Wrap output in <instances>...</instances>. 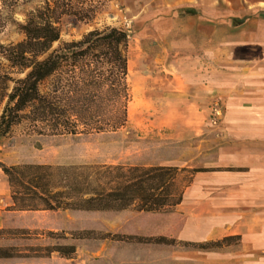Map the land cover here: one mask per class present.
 I'll use <instances>...</instances> for the list:
<instances>
[{"label": "rangeland", "instance_id": "obj_1", "mask_svg": "<svg viewBox=\"0 0 264 264\" xmlns=\"http://www.w3.org/2000/svg\"><path fill=\"white\" fill-rule=\"evenodd\" d=\"M44 2L0 0V44L21 41L19 24ZM229 17L221 8L217 18L211 6L195 0H95L89 17L64 16L62 41L110 26L129 33L127 124L112 132L52 135L25 121L0 137V163L228 168L212 162L219 148L243 141L244 134L230 131L262 121L237 109L243 103L230 100L226 87H219L214 100L207 99L203 88L212 50L221 63L227 57L222 49L227 33L224 20ZM227 73L221 65L220 85L233 79L234 72ZM2 171L0 196L4 197L3 183L8 179ZM11 194L7 201L0 199V247H14L29 256L0 258V264H180L181 252L196 251L180 242L185 217L176 207L147 211L138 204H15ZM79 231L89 233L78 238ZM113 234L144 239L164 235L175 240H115ZM56 245H74L75 254L67 258L46 249Z\"/></svg>", "mask_w": 264, "mask_h": 264}, {"label": "trees", "instance_id": "obj_2", "mask_svg": "<svg viewBox=\"0 0 264 264\" xmlns=\"http://www.w3.org/2000/svg\"><path fill=\"white\" fill-rule=\"evenodd\" d=\"M94 8L95 0H45L19 24L24 34L21 41L0 44V137L8 136L25 121H31L40 133L52 135L112 132L126 126L131 99L129 33L110 26L88 31L77 40H61L64 16L85 19ZM0 168L7 176L15 204H138L147 211L178 206L195 174L212 170L173 164L95 166L30 162L13 166L0 163ZM88 233L76 234L84 238ZM111 238L157 243L175 240L164 235L144 239L113 234ZM240 239L236 235L180 242L196 250H217L237 245ZM46 249L67 258H72L76 251L74 245ZM23 256L29 255H21L14 247H0V258Z\"/></svg>", "mask_w": 264, "mask_h": 264}, {"label": "crops", "instance_id": "obj_3", "mask_svg": "<svg viewBox=\"0 0 264 264\" xmlns=\"http://www.w3.org/2000/svg\"><path fill=\"white\" fill-rule=\"evenodd\" d=\"M195 1L211 6L217 18L221 8L231 14L224 20L227 33L222 52L227 57L221 63L212 50L211 69L206 68L204 74L207 99L214 100L224 86L230 100L243 103L237 109L262 121L230 131L244 134L243 141L219 148L217 160L212 162L228 168L196 173L176 206L185 217L182 240L204 242L238 235L239 244L181 252L180 264H264V0ZM221 65L229 74L234 72L233 79L223 85L219 82ZM8 184L3 183L1 201L11 194Z\"/></svg>", "mask_w": 264, "mask_h": 264}]
</instances>
